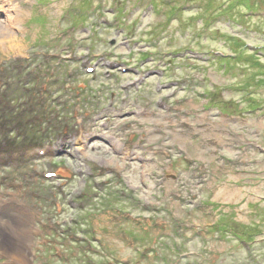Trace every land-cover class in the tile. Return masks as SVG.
<instances>
[{
  "label": "rangeland",
  "instance_id": "obj_1",
  "mask_svg": "<svg viewBox=\"0 0 264 264\" xmlns=\"http://www.w3.org/2000/svg\"><path fill=\"white\" fill-rule=\"evenodd\" d=\"M0 39V227L29 264H264V0H0Z\"/></svg>",
  "mask_w": 264,
  "mask_h": 264
},
{
  "label": "bare ground",
  "instance_id": "obj_2",
  "mask_svg": "<svg viewBox=\"0 0 264 264\" xmlns=\"http://www.w3.org/2000/svg\"><path fill=\"white\" fill-rule=\"evenodd\" d=\"M2 42L3 41H1L0 39V44ZM9 44H12L13 46L15 45L21 46L22 49L24 47V45L18 39L11 40ZM7 49L10 50V46H8ZM258 164L261 165V167L264 169V160L259 161ZM217 189L219 195H224L227 197H237L239 194L242 193L246 194L247 192L252 191L249 188H241L236 184L229 182L218 185ZM17 204L18 207L20 208V203L17 202ZM29 214L32 216V218L33 217L35 218L36 216L35 212L34 213L30 212ZM6 231H7V226L2 225L0 227V253L5 255L11 261L20 260L21 262L23 261L24 263L27 264L28 263L27 255L29 252V247L26 245L25 241L23 240L25 234L24 233L11 234L12 239L10 241L9 237L6 235Z\"/></svg>",
  "mask_w": 264,
  "mask_h": 264
}]
</instances>
